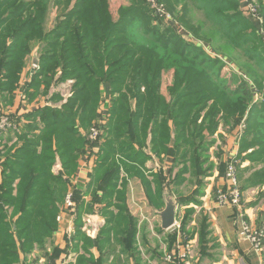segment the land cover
Listing matches in <instances>:
<instances>
[{"label": "trees", "instance_id": "16d2710c", "mask_svg": "<svg viewBox=\"0 0 264 264\" xmlns=\"http://www.w3.org/2000/svg\"><path fill=\"white\" fill-rule=\"evenodd\" d=\"M157 1L177 19L175 9L182 6V22L196 9L202 11L206 23L190 28L192 35L202 40V31L212 27L213 42L227 40L244 50L256 67L239 65L245 75L234 73L227 82L225 61H232L213 58L172 27L154 24L157 19L146 0H128L117 19L110 0H0V117H9L17 126L0 141V264H21L20 252L29 253L35 245L43 248L53 238L67 194L71 191L76 206L79 203V189H70L69 182L87 154L98 158L92 177L96 190L117 209V214L106 213L108 226L96 242L104 256L112 239L123 254L136 253L138 221L126 206L129 181L139 179L151 205L158 208L164 206V189L181 196L183 186L193 185L198 195L215 169L210 149L215 138L222 139L221 128L232 132L229 123L236 127L246 117L236 160L260 168L252 181L243 183L242 192L249 185L264 186V2L247 0L261 15L260 23L243 15L248 9L243 0ZM51 9L57 16L48 30ZM205 42L211 46L210 37ZM36 47L39 69L21 86L27 58ZM170 70L174 73L168 98L162 93V77ZM57 77L75 82L71 98L60 109L46 106L28 112L22 116L26 123L7 111L18 91L23 90L21 99L29 105L47 94ZM257 95L261 97L255 102ZM60 100L59 95L51 99ZM94 127L102 135L91 143L88 134ZM13 138L16 142L9 146ZM153 157L172 165L166 176L160 169L149 180L146 164ZM58 161L62 171L55 175ZM219 169L224 174L222 165ZM238 171L241 180L240 164ZM200 240L205 241L204 232ZM78 264L95 263L83 257Z\"/></svg>", "mask_w": 264, "mask_h": 264}, {"label": "crops", "instance_id": "0c3cea01", "mask_svg": "<svg viewBox=\"0 0 264 264\" xmlns=\"http://www.w3.org/2000/svg\"><path fill=\"white\" fill-rule=\"evenodd\" d=\"M262 1L264 2V0ZM36 52H39V50L35 49L32 53L35 55ZM35 60H38V65H36ZM33 64L38 67V70L39 58L33 57ZM35 71L36 70L32 69L29 72V70L25 68L20 85L22 86L24 82H30L31 75H34ZM55 87H52L47 94H40V96L29 105H25L27 103L21 98L16 97V99L7 106V111L23 120L22 116L24 114L35 111L41 107L47 106L60 109L71 97L64 102L62 93H53ZM43 89L44 87L42 86L40 93ZM54 95H60L61 100L58 103H53L51 101ZM22 104L25 105V107L22 106ZM25 121L26 120H23V122ZM237 131L236 133L231 132L225 135L223 133L225 132L224 130L223 132L219 130V133H221V135L223 134V136L225 135L227 138L225 139V144L227 143V155L224 163L225 161L228 163L227 160L229 161L231 158L238 159L239 139L238 143L235 141L239 134ZM9 137L10 136H6L4 143L8 141ZM218 140L221 142L220 138ZM14 142H16V140L13 138L9 146ZM147 152L150 156L152 155L149 151ZM97 159L98 158H92L87 154L79 160L78 170L71 176L69 182L70 189L75 187L79 189L78 192H80L79 203L75 211L65 212V206L64 203H62L59 206L57 215L58 227L53 238L50 239L43 248L35 245L33 250L29 253L20 252L19 259L21 264H78L79 260L83 257L87 260H92L95 264H99L100 259L102 260V264H168L164 260V251L162 255L157 253V251L151 253L148 238L153 235V231L156 237H158L156 233L165 236V240L163 241L164 244H162L163 246L165 244L168 246L167 243L170 244V241L175 237L174 244H170L172 249L169 250V248L167 249L166 247V256L173 252L177 246H180L182 243V236L191 240L194 243V247L198 248L199 253L189 264H230L232 263L231 260H234L236 264H264V253L255 251L248 242L242 241L238 237L235 220L238 210L235 208H220L215 203L216 190L223 186L225 175L220 174L218 170H214V172L205 179L204 188H200L201 192L198 195L195 192L197 186L193 185L187 187L186 185L183 186L181 189L185 190L187 193H181V196L172 193L171 189V192L164 189V206L161 208L151 205L146 189L139 179L135 178L130 180L127 189L126 206L128 207L129 215L138 221V233L134 246L136 253L123 254V249L112 239V247L107 250V256H104L97 248L96 242L100 236L101 230L104 229L105 226H108L106 213L110 211L113 214H117V209L115 208L114 201L108 202L107 200H103L104 192L101 189L96 190V186L93 184L92 177L97 165ZM156 160L157 159L153 157V159L149 160L146 164L147 168L150 170L147 173L149 180H152V176L150 175L158 173L160 169L164 171L163 173L166 176L168 169L171 168L172 164L169 160H165L162 164L157 160L161 165L158 169H154V167L151 168L148 164ZM165 164H167V166ZM61 171L62 167L58 161L53 168V173L58 175ZM123 176L122 174L121 179L124 178ZM2 178V175H0V182ZM135 189H139L140 191V199L138 200H135L133 197ZM190 190L193 191L191 194H189ZM169 193L172 194L170 195ZM242 193L246 219L253 225L257 224L260 226L264 224V206L261 201L263 194L260 196V194L254 190L247 191L249 195H247L246 192ZM245 194L249 199H246ZM251 194L254 196L252 200H250ZM169 195L177 197L175 199L173 198L177 205L176 222L172 229L165 231L161 228L162 222L160 213L166 208ZM59 217L62 218V221H58ZM186 217H188V220H184ZM183 222H186L185 228H182ZM159 223L160 226L157 225ZM149 225L154 226L151 227V231H149ZM176 225L180 226V228L178 229L175 227ZM160 229L163 231L160 232ZM203 232L205 233V241L202 242V240H200V234ZM86 240L89 242L86 243ZM227 247L229 248V257L225 254ZM157 249H159V247H157Z\"/></svg>", "mask_w": 264, "mask_h": 264}, {"label": "rangeland", "instance_id": "374dc122", "mask_svg": "<svg viewBox=\"0 0 264 264\" xmlns=\"http://www.w3.org/2000/svg\"><path fill=\"white\" fill-rule=\"evenodd\" d=\"M153 1H155L156 3H158L157 0H146V4L148 6L149 11L157 19L156 21H154V24H158L159 23V25L163 29L164 28H167V27H172L174 29V31L179 36H181L183 38V40H185L187 43H190V44H193V45H197V46L202 47L213 58H217V59L219 58L221 60H224L225 57L227 56L229 58V60L232 61L230 63L228 61H225L226 63H225V67H224V70H223L224 71L223 74L225 75L224 78L227 80V82L232 81L231 75H233L234 73H241L242 75H245V71L243 70V68H240V66L243 67L244 64H246V65H248L250 67L251 66L252 67L255 66V64L248 59V56L245 55V51L244 50L242 51L241 49H235L234 47H232L231 45H229L227 43V40H226V42H222V41L213 42L212 41L213 40V34H214L213 31H215V30L212 27H207V28L204 29L205 31H202V35L200 36V38L202 40H200L198 38L196 39L194 37V35H192L193 31L190 28L197 29L202 24H205L206 23L205 22V18H204V14L202 13V11H199V10L196 9L194 12H192V16H188V18L186 17L188 20H185V21L182 22V18H181V15L183 13L182 12V10H183L182 6L179 5L175 9V12L177 14V17L180 16L181 19L180 18L177 19L176 16H174L170 12V10H168L166 7H163L164 10H165V12H164L165 16L170 17L169 19H166V18H163L164 16H161V14H159L158 11L153 7ZM244 1L245 0H243L242 2H244ZM245 2L248 3V1H245ZM124 5H127V6L129 5L128 0H110V9H111V12H112V14H113V16H114L115 19H117V17H118V9L121 6H124ZM248 6H252V5H250L248 3ZM250 8H252L254 10H257V8L254 7V6H252ZM247 10L248 9H244L242 11L243 12V15L245 17H247V15L249 14V12ZM56 16H57L56 9H51V11L49 13V18H48V24H47V29L48 30H51L54 27L55 21H56ZM209 28H210V30H209ZM208 37L211 38V46H210V44H208V43L205 42V39H207ZM35 49H39V48L36 47ZM33 57L39 58V52H36L35 55L32 53L27 58V62H28L27 70H29V72L32 69L37 70V68H38L36 65L33 64ZM173 73H174V70H170L168 72H164L163 77H162V93L165 96H167L168 98H169V95H168V92H167V88H168L169 85L172 84V81H173ZM58 77L56 78V81L53 83V87L59 85V86H57L55 88L59 89V93H62L60 91V88H61V86L64 85V82H60L58 80L59 79ZM68 81H73V80L70 79ZM68 81H66V82H68ZM60 84H63V85H60ZM233 87H235V84L233 85ZM71 90H72V87H71ZM22 93H23V90L22 91H18L17 92V97L21 98L23 96ZM260 97H261V95H257L255 97V102H257ZM101 108H103V105H101ZM228 125H230L231 131L233 133H236V131L238 130L237 132L239 134L237 133L238 136L236 137V140L235 141L238 143V139H239V150H240L241 136L243 135L244 130L246 128V117L243 118L240 121V124H238L236 127H233V124L232 123H229ZM220 130H222V132H223L224 129L221 128ZM223 133L226 135V132H223ZM227 134H229V133H227ZM220 135H221V133H220ZM225 135L223 136V134H222V139H220L221 142L218 140V137L215 138L216 139L215 140L216 143L210 149V154H209L211 156V161L215 165V169L214 170H218V172L220 173L219 166L222 165L223 166V170H224V174L226 172V167H227L226 161L224 163V160H225L226 155H227V152H226L227 143L225 144V139H227V138L225 137ZM252 151H254V149L253 150H250L248 152V155ZM244 156L245 155H243V157ZM235 161L237 162V165L240 164V170H241V172L244 171V174L242 175V179L241 180H240V172L238 171L239 187L241 189V187L243 186V183H246V182H249V181H252L253 180V174H255L258 171V169H260V168H258V166L255 165V163H252L250 161H249V164H248V161H241V159H239V160H236L235 159ZM227 162H228V160H227ZM148 165L151 168L154 167V169H158V167L161 164L156 160L154 162L149 163ZM165 165L167 166V164H165ZM248 187H250V188H247L243 192H246V194H247V191H253L254 190V191L258 192L260 194V196L263 194L261 201H262V204L264 206V186L263 187L261 186V187L254 188L252 185H249ZM174 192H175V190H173V193ZM179 193L180 194L181 193L186 194L187 192L185 190H182L181 189ZM175 194H176V192H175ZM246 194H245L246 199H249L247 197V195H249V194H247V195ZM252 195L253 194H251V199L250 200H252L254 198V196H252ZM133 197H134L135 200L140 199V191H139V189L138 190L135 189V192L133 193ZM173 198L175 199L177 197L176 196L175 197L173 196ZM153 225L152 226L149 225V227H150L149 231L152 230L151 227H154L155 226V225L154 226ZM157 225L160 226V223L157 224ZM252 226L254 228H261V227H264V224H262L260 226L257 225V224L256 225H253L252 224ZM152 234L153 235L152 236H149L150 238H148L149 239V246L151 248V253H154V251H157V253H159L160 255H162L163 254V251H164L165 252V257H166V252H167L166 251V247L168 249L170 244L167 243L168 246H166V244L163 246L162 244H164L163 241L165 240V236L156 233V235L158 236V237H156L154 231H153ZM172 240H174V239H172ZM174 242H172L171 244H174ZM157 247H159V249H157ZM198 253H199V250H198V248L195 247V251H194L193 258H192L191 261H193L195 259V256ZM262 253H264V252H262ZM225 254H226V256L229 257L230 254H229V248L228 247L226 248ZM233 261L234 260H231L232 263H230V264H236V262L234 261V263H233ZM226 263H227V261H226Z\"/></svg>", "mask_w": 264, "mask_h": 264}, {"label": "built area", "instance_id": "2783aa9c", "mask_svg": "<svg viewBox=\"0 0 264 264\" xmlns=\"http://www.w3.org/2000/svg\"><path fill=\"white\" fill-rule=\"evenodd\" d=\"M246 1V0H245ZM158 2V1H157ZM247 3V2H246ZM153 7L158 11L163 18L169 19L170 17L165 16L164 6L160 3L153 1ZM249 15L251 17L263 23L261 15L254 9L248 6ZM74 81H68L66 83L60 84L63 85L60 88V91L63 94L64 102H66L72 96L71 87L73 86ZM59 86V85H57ZM56 86V87H57ZM59 92V89L54 88L53 93ZM106 104V102H105ZM105 104L103 105V119L102 123L105 124L107 121V109H105ZM17 126L12 123V119L7 116L0 117V141L4 139L5 135L10 130H16ZM102 135V131L98 127H94L90 130L88 134V140L91 143H96L99 141ZM215 203L220 208H235L238 210L236 217V227L237 234L240 240L248 242L255 251L262 253L264 252V228H254L252 224L246 219L243 208V193L239 187L238 180V165L235 159L231 158L226 167V172L224 175V184L216 191ZM65 212H74L76 209V203L74 201V194L70 191L65 200L64 204ZM58 221H62V218L59 217ZM178 229L180 226H175ZM182 243L180 246H177L173 252L168 254L165 257V262L168 264H189L193 258L194 254V243L191 240H188L185 237H181Z\"/></svg>", "mask_w": 264, "mask_h": 264}, {"label": "water", "instance_id": "95a60500", "mask_svg": "<svg viewBox=\"0 0 264 264\" xmlns=\"http://www.w3.org/2000/svg\"><path fill=\"white\" fill-rule=\"evenodd\" d=\"M36 65H38V60H35ZM176 210L177 205L172 196L167 198L166 208L160 213L161 218V228L165 231L170 230L174 227L176 222Z\"/></svg>", "mask_w": 264, "mask_h": 264}]
</instances>
